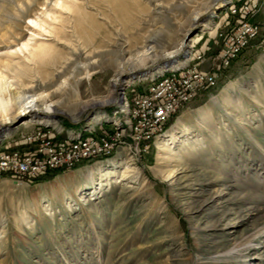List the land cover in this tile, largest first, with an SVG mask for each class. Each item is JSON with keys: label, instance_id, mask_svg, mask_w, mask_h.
<instances>
[{"label": "rangeland", "instance_id": "374dc122", "mask_svg": "<svg viewBox=\"0 0 264 264\" xmlns=\"http://www.w3.org/2000/svg\"><path fill=\"white\" fill-rule=\"evenodd\" d=\"M205 1L69 0L72 8L66 10L55 0H0V27L5 25L0 28V60L28 66L33 73L26 78L29 85H50L57 71L72 70L68 82L50 87L47 95L72 120H81L89 110L79 108L78 101L107 94L114 75L109 59L122 51L134 53L145 37L154 38L158 53L184 35L181 66L196 63L199 53L198 67L206 70L228 27L241 19L258 26L215 86L166 124L164 133L187 116L186 127L176 128L161 160L157 141L164 133L134 156L119 149L38 182L1 178L0 264H264V0H255L256 7L243 18L231 9L245 0H227L222 8H212L208 27L191 24ZM29 39L56 48L29 60L19 48ZM87 63L88 74L76 75ZM144 79L123 87L128 98ZM116 104L99 110L112 117ZM21 117L10 123L15 127L0 138V147L26 150L29 144L21 141L39 130L55 140L81 138L88 135L86 128L110 122L89 125L88 117L70 124L57 117L54 125L33 121L21 126ZM111 163L117 173L99 188H88L77 176L74 187L63 193L71 174L95 164L110 169ZM126 163L131 172L121 180ZM172 167L178 174L170 183L165 175Z\"/></svg>", "mask_w": 264, "mask_h": 264}, {"label": "built area", "instance_id": "2783aa9c", "mask_svg": "<svg viewBox=\"0 0 264 264\" xmlns=\"http://www.w3.org/2000/svg\"><path fill=\"white\" fill-rule=\"evenodd\" d=\"M255 7V0H245L237 9L232 6L231 12H238L243 18ZM257 32L256 24L241 19L220 34L221 49L208 69L198 67L202 56L197 53L196 63L147 78L141 90L130 98L124 90L122 102L116 104L113 112L116 120L99 123L96 130L86 128L87 136L79 138L78 134L73 139L55 140V136L39 130L21 141L29 144L26 150L0 147V179L8 175L23 180L47 171L70 169L82 162L111 156L119 149L132 156L144 151L148 142L164 133L166 124L180 109L215 86L218 75Z\"/></svg>", "mask_w": 264, "mask_h": 264}, {"label": "bare ground", "instance_id": "6f19581e", "mask_svg": "<svg viewBox=\"0 0 264 264\" xmlns=\"http://www.w3.org/2000/svg\"><path fill=\"white\" fill-rule=\"evenodd\" d=\"M67 1L55 0L58 6L66 10H70L72 8V3ZM226 1L227 0H207L201 3V5L196 8V11L191 16V24L199 22L201 27H208L210 17L214 15V10H212V8L220 9L225 5ZM13 17L11 19H14ZM6 24H8L7 21ZM0 26L2 25L0 24ZM4 27L5 25L0 28ZM1 34L2 33H0V35ZM56 37L57 39H60V37H58L57 35ZM183 38L184 35H181L179 39L170 47V50L156 53V49L152 44L154 42V38L151 36H147L144 38L142 46L136 49L134 53H127L126 51H122L120 52V54H118L117 57H115V59H109V64L114 67V75L110 79L107 94L102 97H90L88 99L78 101V105L80 106L79 108L93 109L91 115L87 119V123L91 125L93 124V122L109 119L110 121H115V116L110 117L104 110H99V107H102L103 105L108 106L109 104H111V102H115V104H120V102H122L123 97V95L119 97V94L122 93L120 89H123L124 86L128 85L134 79H141L145 77L147 78L155 73L161 74L164 70L162 69L163 67H161L160 61H163L164 59L168 58L170 59V62H172V64L169 66V70L179 68L182 65L183 61L178 59V57L179 55L185 52ZM28 41L29 42H23L21 44V47L19 46V48H24V50L28 52L27 58L29 60L42 59L48 56L53 51L55 46L54 45L52 48V46L41 42H32V44H30V39ZM80 55V52H78L77 56L79 57ZM184 58L187 59L186 56H184ZM146 60H149L150 63L146 64ZM20 63L21 62L11 64V61L9 63L8 61L0 60V138L2 136H5L12 128L15 127L14 125H10V123L17 116L22 115V117L19 119V122H21V126L27 125L33 121L44 122L46 124L54 125L57 124L58 121L55 120V118L57 117L53 116V114H63V111L58 109L54 101L47 100V95L50 91H52L50 90V87L54 85L58 89L62 88L68 82L70 77H72L73 71L71 70L69 72L67 69H62L60 72L57 71L56 73L58 76H56L57 78L52 84L48 82L50 85L36 83L35 85H29L30 81H28L29 83L26 82V78L30 77L33 73H30V68L28 66ZM150 66H153V73H150L148 70ZM89 68H91L90 63L83 64L82 69H80V72H76V75H79L80 73L87 75ZM45 77H47V72H45L44 74V78ZM227 88H229V86ZM186 122L187 116L181 115L177 119V121L169 129H167L164 135L161 136L159 141H157L158 149L160 152L158 154V159H162L164 155L162 153L167 150L168 145L175 139L176 128H185ZM111 164L112 166L110 169L95 164L89 166L85 170H79L78 175L77 173L71 174L70 176L64 179L65 183L62 184L63 193L67 192L68 188H72V186L74 187V180L77 176H81L87 184L91 185L88 188H99L102 184V180H104L106 177H109L110 174L115 175V173H117L116 171L118 166L115 163ZM128 164L131 163H126L124 169L121 171V180L122 178L128 175V172H131L130 169L128 170ZM94 174H97L96 178H94ZM177 174L178 169L176 167H172L166 170L165 178L169 179L170 183H173ZM67 206H69V204H67Z\"/></svg>", "mask_w": 264, "mask_h": 264}, {"label": "trees", "instance_id": "16d2710c", "mask_svg": "<svg viewBox=\"0 0 264 264\" xmlns=\"http://www.w3.org/2000/svg\"><path fill=\"white\" fill-rule=\"evenodd\" d=\"M242 53V52H241ZM240 53V54H241ZM239 54V55H240ZM232 63V62H231ZM227 69V68H226ZM225 69V70H226ZM147 81V79H145V80H142L141 82H139L136 86H134V90L135 91H140L141 90V86H142V84H144L145 82ZM171 120V119H170ZM169 120V121H170ZM168 125V124H167ZM166 125V126H167ZM165 126V127H166ZM151 143L152 142H148V144H147V147H151ZM63 171V169H57V170H53V171H50V172H43V173H40V174H38V175H36V176H33V177H30V178H21V179H23V180H25V181H30V182H38V181H41V180H45V179H48V178H51L52 176H54V175H56V174H58V173H60V172H62ZM10 177H12V178H17V177H13V176H10Z\"/></svg>", "mask_w": 264, "mask_h": 264}, {"label": "water", "instance_id": "95a60500", "mask_svg": "<svg viewBox=\"0 0 264 264\" xmlns=\"http://www.w3.org/2000/svg\"><path fill=\"white\" fill-rule=\"evenodd\" d=\"M161 63V67L163 68H168L172 62H170V59L166 58L164 59L163 61H160ZM149 71H152L153 70V66H150V68L148 69ZM148 78V77H147ZM123 93V89H120ZM115 102H111V104H109L108 106H111V105H114ZM93 109H89L88 112L84 115V117L81 119V120H72L70 119L68 116L64 115V114H53V116L55 117H61V118H64L66 119L70 124H76L82 120H86L92 113ZM57 170V169H56ZM64 170V169H63ZM53 171V170H52ZM47 172H50V171H47Z\"/></svg>", "mask_w": 264, "mask_h": 264}]
</instances>
